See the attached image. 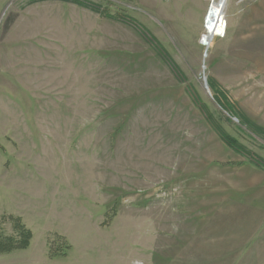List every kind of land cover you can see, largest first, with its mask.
I'll use <instances>...</instances> for the list:
<instances>
[{
    "label": "rangeland",
    "instance_id": "1",
    "mask_svg": "<svg viewBox=\"0 0 264 264\" xmlns=\"http://www.w3.org/2000/svg\"><path fill=\"white\" fill-rule=\"evenodd\" d=\"M74 1L0 0V264H264V0Z\"/></svg>",
    "mask_w": 264,
    "mask_h": 264
},
{
    "label": "trees",
    "instance_id": "2",
    "mask_svg": "<svg viewBox=\"0 0 264 264\" xmlns=\"http://www.w3.org/2000/svg\"><path fill=\"white\" fill-rule=\"evenodd\" d=\"M76 4H78L79 6H82V7H85V8H88L90 10H92L93 12H99V8L96 4L94 3H88L84 0H75L74 1ZM221 134V138L223 139V141L235 148V149H239L240 147L237 146V144L233 141V139H231L230 137H228L226 134L220 132ZM257 165L261 166L262 168L264 167V163L259 161L257 163ZM22 237L23 239L21 241H16L14 238H11V239H4L6 240L5 242L4 241H0V253H9V252H12V251H15V250H25L29 247V241H30V238H31V233L30 232H25V231H22Z\"/></svg>",
    "mask_w": 264,
    "mask_h": 264
},
{
    "label": "bare ground",
    "instance_id": "3",
    "mask_svg": "<svg viewBox=\"0 0 264 264\" xmlns=\"http://www.w3.org/2000/svg\"><path fill=\"white\" fill-rule=\"evenodd\" d=\"M228 0H221L220 6H219V10L217 11V13L214 16L213 21L211 22V25L208 26V34L204 37L205 40V45H209V43L212 41V39L214 38L217 28L222 20V15L224 13V10L226 8ZM207 26V25H206Z\"/></svg>",
    "mask_w": 264,
    "mask_h": 264
},
{
    "label": "water",
    "instance_id": "4",
    "mask_svg": "<svg viewBox=\"0 0 264 264\" xmlns=\"http://www.w3.org/2000/svg\"><path fill=\"white\" fill-rule=\"evenodd\" d=\"M207 89V88H206Z\"/></svg>",
    "mask_w": 264,
    "mask_h": 264
}]
</instances>
